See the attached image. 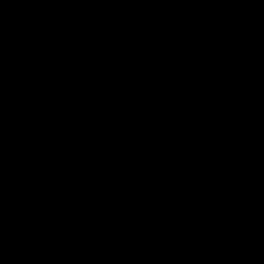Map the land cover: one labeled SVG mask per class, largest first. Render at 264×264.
I'll return each mask as SVG.
<instances>
[{"label":"trees","instance_id":"1","mask_svg":"<svg viewBox=\"0 0 264 264\" xmlns=\"http://www.w3.org/2000/svg\"><path fill=\"white\" fill-rule=\"evenodd\" d=\"M69 1L75 14L84 16L78 25L98 39L109 35L110 47L120 43L118 30L136 7L150 6L180 29L220 20L223 5L220 0ZM253 36V45L230 47L219 58L203 60L206 72L197 75L195 93L183 97L187 105L165 116L169 128L178 116L193 113L194 119L186 121L197 144L259 129L264 123V25H254ZM174 93L161 92L168 99ZM164 110L159 107L160 114ZM7 143L0 144L3 183L37 181L27 157L39 144L20 135L18 127ZM69 147L65 143L61 152H71ZM259 164L264 170V156ZM102 177L64 169L51 178L49 198L1 207L0 257L55 264H230L224 243L231 232V203L244 194L238 176L195 168L173 154L167 168L153 173ZM65 208L81 209V216L67 217ZM159 211L169 213L170 232L159 231ZM236 264H264V243L246 235Z\"/></svg>","mask_w":264,"mask_h":264},{"label":"water","instance_id":"2","mask_svg":"<svg viewBox=\"0 0 264 264\" xmlns=\"http://www.w3.org/2000/svg\"><path fill=\"white\" fill-rule=\"evenodd\" d=\"M220 1L223 3L220 20L204 26L190 25L175 33L173 24L160 17L154 8L144 5L131 10V18L137 20L141 29L134 30L132 35V28H121L125 40L134 46L130 66L141 70L146 80L158 88L179 84L183 95H193L197 74L206 72L203 60L219 58L230 47L255 44L254 25H264V0ZM73 12L74 7L67 0H0V79L4 77L7 81L0 84V97L4 95L11 101V107L2 115L20 123V135L46 146L44 153L34 155L27 164L30 171L39 175V180L0 184V208L14 202L49 198L51 178L64 169L109 170L151 165L166 168L175 148L184 152L188 147L186 142L175 140L167 128L138 119L143 106L138 94L113 93L114 82L121 72L118 68L123 67L118 66L116 77H111V97L118 96L123 102L131 96L139 98L140 108L133 112L140 130L138 135L146 141L168 139L171 149L161 153L56 156L55 125L68 116L69 108L45 110L36 107L40 92L29 100H21L19 92L39 86L42 65V78L53 100L64 97L78 82L85 80L84 86L89 87L87 80L94 84L99 76L108 78V74H91L93 66L108 69L110 60L104 45L67 22ZM263 156L264 123L255 132H242L188 148L187 160L193 167L225 177L238 176L244 187V194L232 201L229 212L231 232L224 243V254L230 264L238 262L246 235H254L264 243V170L259 164ZM65 214L70 218L78 216L73 208L65 209ZM156 221L161 232L166 230L169 213L159 211Z\"/></svg>","mask_w":264,"mask_h":264},{"label":"flooded vegetation","instance_id":"3","mask_svg":"<svg viewBox=\"0 0 264 264\" xmlns=\"http://www.w3.org/2000/svg\"><path fill=\"white\" fill-rule=\"evenodd\" d=\"M67 2H70L67 0ZM71 3V2H70ZM73 5V4H72ZM131 13V12H130ZM129 13V21L126 24L120 26L118 30V37L120 43H115L113 47H110L105 39L110 38L109 35L107 37H99L100 35H91L85 32L78 24H81L84 19L80 18L75 11L67 17V22L79 27L81 29V33L92 37L96 42L105 46V53L109 57L108 69H105L104 65L102 67L96 66L92 67L91 74L103 73L108 74V78L105 79L103 76H99L96 78L98 82L92 84L87 80V84L89 87L84 86L85 80L83 82H78L73 85L70 89V92L66 94L62 98L54 99L47 92L46 83L44 81L42 68L39 74L38 87H32L29 90H25L19 92V98L21 100H29L32 99V96L36 93L40 92L39 98L37 100L36 107H66L69 108L70 112L67 117L59 119L56 122V147L57 154L56 156H63L67 154L73 155H84V154H93V155H102V156H110L121 153H161L168 152L171 149V143L168 139H153L152 141H146L142 136H139V126L138 123L133 119V112L137 111L140 108V103L142 102V108L139 111L138 119H143L147 124H159L165 128H167L170 134L173 136L175 140L180 142H186L188 147L184 152L181 151V148H175L171 152L170 161L172 159L173 154H181L182 157L187 159L188 148L196 147L200 144L194 143L191 141V133L186 134L184 136L178 135L177 131L173 128H169V122L166 121H158L155 115L148 116L146 113L149 111L151 107H155L157 109V114L159 118V107H182L186 106L185 100L183 97H188L183 95L182 89L179 84H175L171 88L161 89L157 86L148 82L141 70L135 68L134 66H130L131 57L134 51V46L125 40L127 38L121 32V28H132V35L134 34V30L141 29V26L138 24L136 19H132ZM175 29L173 25V33L184 29ZM131 35V36H132ZM128 64V65H124ZM202 64L204 62L202 61ZM123 66L122 68H118V71H121L119 76H117L114 85V94L115 95H123V94H138L141 97V102L139 98L136 96H131L125 99L123 102L120 97L112 96L110 93L112 92V81L111 77H116V67ZM29 67V66H28ZM85 68V67H83ZM89 73V72H88ZM200 74V73H199ZM198 75V74H197ZM0 84H7L6 79L3 77L0 79ZM93 85V86H91ZM174 90V94L172 98L164 97L161 92L166 90ZM15 91V89L13 90ZM163 98V99H162ZM14 100V96L12 97ZM8 98L4 95L0 97V119L3 120L4 126H8L10 129L20 128V123L11 116H3L2 113L8 111L7 107L9 106ZM182 105V106H181ZM116 109V110H115ZM118 109V110H117ZM123 109V110H122ZM90 114L92 119L84 120L77 119L79 116H86ZM194 114L191 113L187 115V117H183L184 121L193 120ZM125 118V119H124ZM70 122H74L73 125V133L81 134L84 131L86 133H90L88 135H83L85 137L84 141L89 140V144L84 143V147H81L77 141L75 146L77 147L74 150H71L73 147V142H68L70 149H67L66 152H61V147H59V143L62 141L63 129L64 125L69 126ZM187 124V121H186ZM86 127V130H85ZM82 128L83 130H79ZM68 130V129H67ZM95 133L98 134L97 138H94ZM110 134H115V136L111 139H108ZM24 137V136H23ZM26 138V137H24ZM30 141H35L39 144L40 150L36 152L34 155L42 154L46 150V146L43 143H39L35 139H28ZM33 155V156H34ZM32 156V157H33ZM31 157V158H32ZM31 160V159H30ZM29 160V161H30ZM28 161V162H29ZM28 164V163H27ZM104 161L100 162V165H103ZM80 170L84 171L86 174H97L102 176L112 175V174H121V175H142L153 173L155 168L165 169L159 166H121L115 167L109 170L103 169H83L80 167ZM167 168V167H166ZM37 174V173H35ZM38 175V174H37Z\"/></svg>","mask_w":264,"mask_h":264},{"label":"rangeland","instance_id":"4","mask_svg":"<svg viewBox=\"0 0 264 264\" xmlns=\"http://www.w3.org/2000/svg\"><path fill=\"white\" fill-rule=\"evenodd\" d=\"M82 17H84V16H80V18H82ZM173 110H174V107H165L164 112L166 114L165 115H162V114L159 113V118H158L157 109L155 107H151L149 109V111H147L146 114L148 116H150V117H151V115H155L156 116V119H158V121H161L162 122V121H165V116L168 113L172 112ZM158 112H159V110H158ZM77 119L88 120V119H92V117H90V114L87 113L86 116H79ZM68 125L69 126H67V127L65 125L63 126L64 129H63V132L62 133H63L64 137H63L62 141L59 143V147L62 148V146L65 145V143L73 142V147H72L71 150H74V149L77 148L75 146V144H77V141H78V143L80 144L81 147H84V143L89 144V140L84 141L85 140V137L83 135H88L90 133H86V131H84L82 133V131H81V134H77L76 135V134L73 133V125H74V122H70V124H68ZM173 128L178 132L177 134L180 135V136H184V135L190 134V133L192 135L191 128H189V126L186 124V121H184L183 116H178L177 117V119L172 124V129ZM15 129L16 128L10 129L8 126L5 125L4 128L0 131V144H2V145L8 144L7 141L11 138V136L13 135ZM79 130H83V129L82 128H79ZM85 130H86V127H85ZM189 131H190V133H189ZM97 135L98 134L95 133L94 138H97ZM114 136H115V134H110V136L108 137V139H111ZM39 150H40V148L36 152H38ZM36 152H31L29 154V156L27 157V162L31 159V157ZM105 177L106 176H103L102 177L103 180H107V178H105ZM3 181L4 180L0 179V184H2ZM83 185H85V184H83ZM65 199H68V195L63 196L62 202H65ZM20 209H22V208H18V210H20ZM75 210L77 211V215L81 216L82 210L81 209H78V208L75 209ZM173 225L174 224H171L170 226L168 225V227L166 228V230L168 229V232H170L171 229L173 228ZM159 226H160V224L157 222L158 229H159ZM85 238H88V237H85ZM56 241L59 242V239H57ZM0 264H55V262L53 260H47V259H35V258L17 259V258H11L9 256H3V257H0Z\"/></svg>","mask_w":264,"mask_h":264}]
</instances>
